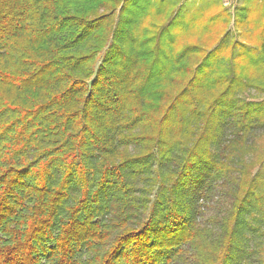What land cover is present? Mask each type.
Returning a JSON list of instances; mask_svg holds the SVG:
<instances>
[{"label":"trees","instance_id":"1","mask_svg":"<svg viewBox=\"0 0 264 264\" xmlns=\"http://www.w3.org/2000/svg\"><path fill=\"white\" fill-rule=\"evenodd\" d=\"M118 2L0 0V145L39 139L42 156L59 160L65 150L92 149L88 158L103 137V155L114 161L110 177L133 205L148 200V188L128 184L156 188L150 204L156 214L135 229L118 222L126 230L109 259L125 235L151 225L164 229L146 233L159 264H192L186 253L195 254L199 235L194 201L211 191L209 181L227 180L228 164L243 161L237 150L251 147L254 129L264 127V3L241 0L232 18L221 0H186V27L161 35L170 13L145 17V31L154 33L149 43L113 45ZM136 2L126 0L129 12ZM263 160L259 152L241 164L257 210L264 207V170L257 168ZM125 177L136 180L122 183ZM14 204L4 205L0 220L11 221ZM180 217L187 222L174 225ZM226 254L235 259L225 264H239L244 253L229 244Z\"/></svg>","mask_w":264,"mask_h":264},{"label":"clouds","instance_id":"2","mask_svg":"<svg viewBox=\"0 0 264 264\" xmlns=\"http://www.w3.org/2000/svg\"><path fill=\"white\" fill-rule=\"evenodd\" d=\"M135 5L130 12L126 0L114 5L117 21L113 25L114 39L110 40L113 45L116 40L133 38L149 43L148 36L154 33L145 31V17L170 13V18L165 17L161 35L187 26L190 14L186 0H137ZM122 14L127 19L119 20ZM215 55L213 51L208 53L209 59ZM100 145L95 155L88 158L85 154L92 149L75 148L71 154L63 151L64 159L59 160L41 155L45 148L39 139L34 144H17L16 148L0 145V213L5 204H11L13 199L19 201L13 205L17 211L11 221L0 220V264H115L117 256H123L120 264H159L152 255L153 241L146 233L164 229L151 225L125 235L109 259L113 241L126 230L118 222L135 229L147 215L156 214L150 207L155 191L151 183L128 184L148 188V200L133 205L116 178L110 177L113 170L109 166L114 161L103 155V137ZM241 164L243 161L239 160L228 164L233 169L231 178L227 182L209 181L213 184L211 191H205L192 205L199 233L197 244L192 247L195 254L186 253L192 264H225L227 259H235L226 254L229 244L243 251L239 264H264V207L257 210L252 202L253 189ZM128 179L136 180L125 177L121 182ZM260 195L264 197V193ZM186 222L180 217L174 225L183 226Z\"/></svg>","mask_w":264,"mask_h":264},{"label":"rangeland","instance_id":"3","mask_svg":"<svg viewBox=\"0 0 264 264\" xmlns=\"http://www.w3.org/2000/svg\"><path fill=\"white\" fill-rule=\"evenodd\" d=\"M240 2L241 0H221V5L230 12L233 18L234 11L236 7L240 4ZM230 29L231 30L233 29L232 23L230 24ZM247 93L249 94L248 98L250 99L251 98L250 95H253L255 92L250 89L249 91H247ZM260 98L261 96H258V97H255L254 99H260ZM251 138L253 139L252 146L251 147H246V146L240 147L235 154L236 159L241 158L243 161L254 159L259 154V152H261V149H264V127L254 129ZM211 148L214 152H217L218 144H213ZM261 167L264 170V160L261 165L257 166V168H261ZM153 168L155 169V165ZM230 178L231 176L229 175L227 180H225L224 182H227ZM155 189L156 188H154V191Z\"/></svg>","mask_w":264,"mask_h":264}]
</instances>
